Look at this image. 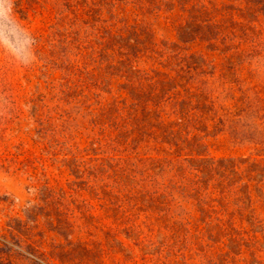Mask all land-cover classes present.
Listing matches in <instances>:
<instances>
[{
    "label": "rangeland",
    "instance_id": "1",
    "mask_svg": "<svg viewBox=\"0 0 264 264\" xmlns=\"http://www.w3.org/2000/svg\"><path fill=\"white\" fill-rule=\"evenodd\" d=\"M241 1L184 37L177 11L125 8L187 70L143 57L144 83L88 53L69 87L41 60L53 4L0 0V264H264V0ZM162 87L194 114L173 138L147 105ZM107 91L138 99L127 121Z\"/></svg>",
    "mask_w": 264,
    "mask_h": 264
},
{
    "label": "trees",
    "instance_id": "2",
    "mask_svg": "<svg viewBox=\"0 0 264 264\" xmlns=\"http://www.w3.org/2000/svg\"><path fill=\"white\" fill-rule=\"evenodd\" d=\"M50 2L56 9V22L44 42L47 53H40L45 67L54 72H61L63 80L71 87V78L76 71L82 69L81 59L88 53L98 54L103 59L102 64L115 69L117 77L129 80L136 77L141 81L150 82L149 71L141 69L139 61L145 57L150 59L165 58L175 61L182 72L187 70L189 59L183 51L174 49L171 45H160L146 28L139 24L130 25L121 17V12L130 7L139 13L159 14L163 11L180 14L181 21L178 33L184 37L193 33L208 34L219 26L217 12L224 11L228 6H241V0H39ZM20 12L21 3L16 2ZM105 16H108L107 18ZM202 32V33H201ZM215 32V33H214ZM211 34V33H210ZM218 35V33H217ZM203 37V36H202ZM163 64V63H162ZM116 77V76H115ZM103 82L100 81V84ZM166 87L149 93L147 105L151 104L153 115L156 116L153 127L161 130L164 136L175 137V129H165V120L172 116L184 121L194 114L184 109L185 97L167 91ZM64 92V91H63ZM111 101L105 107L115 110L111 119L113 123L127 121L129 113L137 106V98L128 103L120 101L112 91H107ZM103 106V105H100ZM172 111H168L167 108ZM145 130V129H144ZM184 132V131H183ZM183 135L188 136L185 131ZM7 259L1 257V261ZM9 264H28L20 257H11Z\"/></svg>",
    "mask_w": 264,
    "mask_h": 264
}]
</instances>
